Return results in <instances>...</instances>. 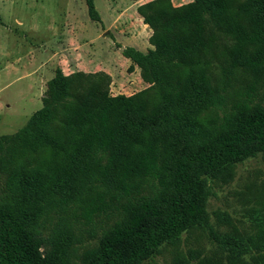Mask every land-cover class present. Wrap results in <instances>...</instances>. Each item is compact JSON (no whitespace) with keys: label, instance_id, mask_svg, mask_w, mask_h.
Returning a JSON list of instances; mask_svg holds the SVG:
<instances>
[{"label":"trees","instance_id":"1","mask_svg":"<svg viewBox=\"0 0 264 264\" xmlns=\"http://www.w3.org/2000/svg\"><path fill=\"white\" fill-rule=\"evenodd\" d=\"M85 2L100 22L95 0ZM138 12L152 48L123 54L148 87L111 95L96 73L57 68L43 107L0 138V264H70L65 236L43 250L34 211L75 203L86 224L116 216L82 264H140L184 231L208 226L209 179L264 153V99H255L264 87V0L150 1ZM241 72L249 80L236 98ZM6 189L14 206L1 199ZM222 242L235 256L264 252V232Z\"/></svg>","mask_w":264,"mask_h":264},{"label":"rangeland","instance_id":"2","mask_svg":"<svg viewBox=\"0 0 264 264\" xmlns=\"http://www.w3.org/2000/svg\"><path fill=\"white\" fill-rule=\"evenodd\" d=\"M145 1H157L161 7H180L194 0ZM69 3L80 12L82 20L85 14L84 0H0V138L14 136L43 107L48 82L54 76L47 72L48 65L45 63L47 50L54 41L51 26L63 21L62 11H66ZM96 9L99 14L102 10L107 12L112 19L121 15L116 23L118 29L125 33L124 36L131 34L129 28L133 24H129V21L134 17L121 14L126 9L124 0H98ZM78 13L72 15L71 20L73 38L70 46L72 56L67 63L69 74L76 71L96 73L93 78L95 82L108 84L111 95H132L148 87L141 69L137 67L136 72L128 70L130 62H123L121 49L100 35L103 31L102 20L93 21L87 7V15L83 18L86 23L82 25L77 21ZM77 36H80V41L76 40ZM111 49L119 52L113 54ZM75 51L80 53L79 60L76 56L74 59L72 53ZM41 62L45 66L37 70L40 76L34 82L31 80L30 88L25 76ZM129 68L134 67L131 65ZM97 73L106 74L109 79ZM237 77L241 85L236 84L233 93L236 98L243 89V81L249 80V74L241 72ZM255 97L257 101L264 99V87L257 88ZM39 159H46V153H42ZM209 184L208 226H195L184 231L180 237L163 244L153 257L140 264H254L256 261L263 264L264 252L259 256L258 250L253 247L243 257L231 255L222 241L238 236L244 239L258 238L264 232V153L235 163L217 177L209 179ZM4 186L6 173L0 162V187L4 189ZM1 199L8 206H14L17 202L8 190ZM34 212L39 215L38 222L42 224L43 250L55 247L52 241L56 236H65L62 246L70 264H82L93 254L103 227L116 220V216H113L86 224L79 217L76 203L66 208ZM212 234L217 235L216 238Z\"/></svg>","mask_w":264,"mask_h":264},{"label":"crops","instance_id":"3","mask_svg":"<svg viewBox=\"0 0 264 264\" xmlns=\"http://www.w3.org/2000/svg\"><path fill=\"white\" fill-rule=\"evenodd\" d=\"M124 1L126 3V9L121 14H126L128 16L134 17V20L129 21V24L130 23L133 24L132 27L129 28V31L131 32V34L124 36L125 33H123L122 30L118 29V26L116 23L118 21H120L121 15L118 14L115 17V19H112V17H110V15L106 14L107 12L104 13L102 10V11H100V17L102 20L101 26H102L103 31L100 33V35L105 40L111 41L112 43L116 44V46L119 49H121L122 60H125L123 62H126V61L130 62V65L128 66L127 69L130 71L136 72L139 67L136 64H133L131 59L126 57L123 54V50L126 47H133V48L141 50V51H147L148 49L152 48V45L150 44L149 39H150V36L152 35L153 31L149 27V25L144 22L142 16L138 13V7L141 4L145 3L146 1L145 0H124ZM95 3L97 6L98 0H95ZM83 10L85 13L83 18H85L87 15L86 3H85V8H83ZM75 13H78L77 10L75 9V6L73 7L69 3L66 11H64V12L62 11V17L64 16L63 21L59 22V23L55 22L51 26V29L53 31L54 41L51 43V46L47 50V61L45 63L48 65V66H46L47 72H49L50 75H52V76L54 75L53 71L57 68H61L65 74H69V68L67 67V65H68L67 63L70 62L71 56H72L70 46H71L72 38H73L71 20H72V15H74ZM79 15H80V12L78 13V16L76 17L78 23L82 24V25L85 24L86 19L82 18V20H81L80 19L81 17ZM122 18L124 19V17H122ZM75 38L77 41H80L79 40L80 36H77ZM78 46H80V45H78ZM111 50H112L113 54H114V52H119V50H117V51H114L113 49H111ZM72 54L74 56V59L76 56V58L79 60V57H78L80 54L79 51H75V53L73 52ZM45 63L41 62L38 66L36 65V69H33L32 73L27 74L25 76V79L29 80V83H30L29 87L30 88H32L30 86L31 80L34 82L35 80L38 79V77L40 76V71L38 72L37 70L42 68V66H45ZM78 65L80 66V63H77V66ZM131 65H133L134 68H129ZM79 69H81V68H79ZM103 69L107 70L104 67H103ZM4 72H7V71H4ZM136 76H137V74H136ZM31 91H34V90L31 89Z\"/></svg>","mask_w":264,"mask_h":264}]
</instances>
